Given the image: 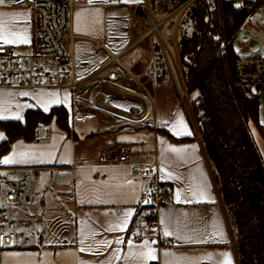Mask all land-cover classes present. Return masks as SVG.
I'll list each match as a JSON object with an SVG mask.
<instances>
[{"label": "crops", "instance_id": "1", "mask_svg": "<svg viewBox=\"0 0 264 264\" xmlns=\"http://www.w3.org/2000/svg\"><path fill=\"white\" fill-rule=\"evenodd\" d=\"M58 1L62 0L0 4V36L15 41L6 45L20 53L28 51L34 41V3ZM138 6L148 10V0L77 2L73 13L75 77L81 82L77 88L23 86L16 79L0 86V116L15 119L19 114L23 119L29 108L47 106L49 111L62 105L74 132L68 134L53 118L40 123L32 139H14L0 156L10 161L7 164L32 167L36 196L43 189L38 213L30 216L41 223V231L13 234V244L0 250V264H239L234 230L203 142L174 83L168 76H158L156 37L151 35L155 31L147 17L136 13ZM159 32L176 79L172 66L176 67L174 58L178 60L176 43L174 55ZM97 39H103L104 46H98ZM0 44H5L2 39ZM118 52L133 75L98 79L95 74L110 53ZM0 134L1 143L6 137L1 127ZM115 142L132 148L128 161L105 153V147ZM56 168L69 173V184L54 183ZM137 168L156 169L159 181L171 192L157 213L163 233L171 238L168 245L135 238L144 232L154 203L153 179L135 175ZM128 212L132 215L126 216ZM145 242L155 260L133 256L147 251Z\"/></svg>", "mask_w": 264, "mask_h": 264}, {"label": "trees", "instance_id": "2", "mask_svg": "<svg viewBox=\"0 0 264 264\" xmlns=\"http://www.w3.org/2000/svg\"><path fill=\"white\" fill-rule=\"evenodd\" d=\"M188 1L149 0V5L154 18L163 20V27L172 21L170 14ZM237 5L230 0H223L222 6L219 0H191L175 20V43L204 151L234 230L239 264H264V161L250 127V111L256 114L260 96L250 94L249 83L232 82L226 57L219 50L223 34L232 38L257 7L254 2ZM136 13L149 16L146 6H138ZM153 50L160 77L168 76L174 83L157 39ZM232 55L229 47L230 64ZM53 118L68 134L74 133L68 110L62 105L48 112L29 108L23 119H0L6 133L0 156L14 139H32L36 127Z\"/></svg>", "mask_w": 264, "mask_h": 264}, {"label": "built area", "instance_id": "3", "mask_svg": "<svg viewBox=\"0 0 264 264\" xmlns=\"http://www.w3.org/2000/svg\"><path fill=\"white\" fill-rule=\"evenodd\" d=\"M78 1L62 0L58 2L34 3L31 13V24L34 41L26 52H18L13 46L0 44V86L16 84L30 87L69 85L77 88L81 82L75 77L76 62L73 51V41L77 34L73 31V13ZM223 1V0H222ZM239 5L257 3V7L243 19L239 29L231 39L224 37L219 50L227 60L230 78L237 85L246 82L251 85L252 95L264 94V56L258 54L254 46L255 41L264 44V31L257 25L255 15L257 10L264 9V0H230ZM191 0L184 4L186 7ZM161 44L164 42L158 34ZM98 46H104L103 39L95 40ZM172 57L170 50L164 46ZM231 47L233 55L231 64L228 60V49ZM120 53H110V58L95 74L98 79L117 80L121 76H132V72L120 60ZM165 54V53H164ZM166 56V55H165ZM167 58V56H166ZM179 67V60L174 58ZM175 80L182 103L194 122L200 137L194 115L191 109L190 97L187 93L183 73L179 67V83ZM60 80H56V74ZM160 76V73H158ZM251 124H255L264 139V128L257 115L251 110ZM105 153L116 157L119 162L128 161L132 155V148L123 142H115L105 147ZM135 175L153 179L151 195L154 203L144 220V232L135 235L136 239L147 238L159 246L171 243V238L163 233L157 213L162 202L170 199L169 188L159 181L156 169H135ZM54 183L67 185L70 183L69 173L60 169L54 171ZM17 210L28 216L38 213V203L35 190L33 168L25 165H10L0 157V250L13 244V233L7 231L5 222L11 221Z\"/></svg>", "mask_w": 264, "mask_h": 264}, {"label": "rangeland", "instance_id": "4", "mask_svg": "<svg viewBox=\"0 0 264 264\" xmlns=\"http://www.w3.org/2000/svg\"><path fill=\"white\" fill-rule=\"evenodd\" d=\"M219 1H220L221 6H222V0H219ZM184 9H185V6L182 5L177 10H175L173 13L170 14L172 17L174 16L172 21L168 22L163 27L159 26V30L161 31V29H162L163 36H164L165 40L167 41V44L170 46L171 51L174 53V55H175V50H174L175 45L174 44H175V40H176V30L174 27L175 20L177 19V17L178 18L180 17V15ZM177 12L179 14L176 15ZM148 14H149V16L147 17V19H148L147 24L150 25V27H151L152 26L151 9H150V5H149V0H148ZM255 19H256L257 23L259 24V26L257 25V27L261 31H264V9L262 7H260L257 10L256 15H255ZM155 20L158 21L156 18H155ZM154 36L156 37V39L161 44L159 35L156 32H154ZM225 36L226 35L223 34L222 39H224ZM226 38H228V37H226ZM228 39H231V38H228ZM220 44H221V42H220ZM254 46L257 49L258 54L261 56H264V44H261L259 41H255ZM120 59L122 62L125 63L124 57H121ZM172 66H173L175 74H176V81H178L177 83H179L178 73H179V67L180 66L179 67H177V66L175 67L174 65H172ZM174 85L177 88L175 82H174ZM256 115L259 119V122L262 124V126L264 128V94L260 95L259 104H258V107L256 110ZM250 127H251V130L253 133V138H254L257 146L260 149V152L262 154V158L264 161V139H263V136L255 124L254 125L251 124ZM42 195H43V189L38 190L37 196H36L37 197V203H41ZM11 213L14 215V218L11 221L5 222V226H6L7 231H9L13 234L20 233L21 231L28 232V233L31 231H34V230L41 231L42 225H41V223L36 221V218L27 216L26 214H23L17 210H13V211H11Z\"/></svg>", "mask_w": 264, "mask_h": 264}, {"label": "snow or ice", "instance_id": "5", "mask_svg": "<svg viewBox=\"0 0 264 264\" xmlns=\"http://www.w3.org/2000/svg\"><path fill=\"white\" fill-rule=\"evenodd\" d=\"M5 2V0H0V4H3ZM89 2H92V0H89ZM113 2H115V0H113ZM125 2H131V0H125ZM237 7H239V5H237ZM0 39L3 40V43L7 44V43H14L15 41H10L6 36H0ZM22 42H27L26 40H23ZM22 95H27V93H22ZM53 102H58V101H53ZM43 103V102H42ZM44 111H48V107L44 106ZM8 117H4V116H0V119H6ZM15 119H22V117L17 114L15 117H13ZM184 134L190 135V132H185ZM3 138V135L0 134V139ZM172 151H178V149H172ZM5 163H9L10 161L5 158L4 160ZM177 198L179 199V193H177ZM145 203H149V201H144ZM132 213L128 212L126 213V216H131ZM128 223L127 219L123 220V225L126 226ZM121 230H124L123 227H121ZM169 233H165V235H168ZM119 242V241H118ZM145 248H147V251H142L140 253H134L133 256H135V258L140 259L142 261H148V260H155L156 259V255L155 252L152 248L148 247L147 242H145L144 245ZM83 250V249H81ZM228 264H230V261L228 262Z\"/></svg>", "mask_w": 264, "mask_h": 264}, {"label": "water", "instance_id": "6", "mask_svg": "<svg viewBox=\"0 0 264 264\" xmlns=\"http://www.w3.org/2000/svg\"><path fill=\"white\" fill-rule=\"evenodd\" d=\"M163 22V20L161 21H156L154 16L151 13V23H152V27L151 30H154L157 34H159V25Z\"/></svg>", "mask_w": 264, "mask_h": 264}]
</instances>
